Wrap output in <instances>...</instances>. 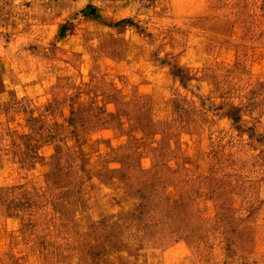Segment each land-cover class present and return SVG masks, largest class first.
Here are the masks:
<instances>
[{
  "label": "rangeland",
  "instance_id": "rangeland-1",
  "mask_svg": "<svg viewBox=\"0 0 264 264\" xmlns=\"http://www.w3.org/2000/svg\"><path fill=\"white\" fill-rule=\"evenodd\" d=\"M0 264H264V0H0Z\"/></svg>",
  "mask_w": 264,
  "mask_h": 264
},
{
  "label": "trees",
  "instance_id": "trees-1",
  "mask_svg": "<svg viewBox=\"0 0 264 264\" xmlns=\"http://www.w3.org/2000/svg\"><path fill=\"white\" fill-rule=\"evenodd\" d=\"M95 9V7H91V10H94Z\"/></svg>",
  "mask_w": 264,
  "mask_h": 264
}]
</instances>
